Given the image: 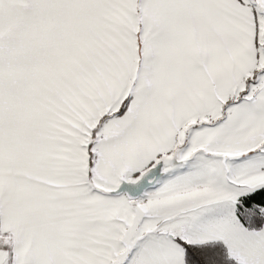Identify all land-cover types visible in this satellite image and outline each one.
I'll use <instances>...</instances> for the list:
<instances>
[{
  "label": "snow or ice",
  "instance_id": "snow-or-ice-1",
  "mask_svg": "<svg viewBox=\"0 0 264 264\" xmlns=\"http://www.w3.org/2000/svg\"><path fill=\"white\" fill-rule=\"evenodd\" d=\"M0 264H264V0H0Z\"/></svg>",
  "mask_w": 264,
  "mask_h": 264
}]
</instances>
